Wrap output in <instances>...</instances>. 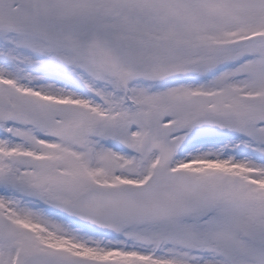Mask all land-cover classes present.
Masks as SVG:
<instances>
[{
    "label": "snow or ice",
    "instance_id": "1",
    "mask_svg": "<svg viewBox=\"0 0 264 264\" xmlns=\"http://www.w3.org/2000/svg\"><path fill=\"white\" fill-rule=\"evenodd\" d=\"M0 264H264V0H0Z\"/></svg>",
    "mask_w": 264,
    "mask_h": 264
}]
</instances>
